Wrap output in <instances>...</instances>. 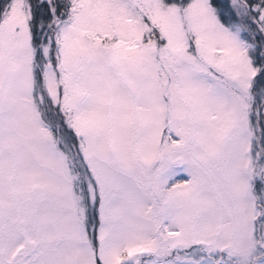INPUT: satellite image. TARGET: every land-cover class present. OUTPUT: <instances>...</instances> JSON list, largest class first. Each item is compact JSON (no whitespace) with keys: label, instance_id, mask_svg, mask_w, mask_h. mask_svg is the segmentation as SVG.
I'll return each mask as SVG.
<instances>
[{"label":"snow or ice","instance_id":"1","mask_svg":"<svg viewBox=\"0 0 264 264\" xmlns=\"http://www.w3.org/2000/svg\"><path fill=\"white\" fill-rule=\"evenodd\" d=\"M0 264H264V0H0Z\"/></svg>","mask_w":264,"mask_h":264}]
</instances>
